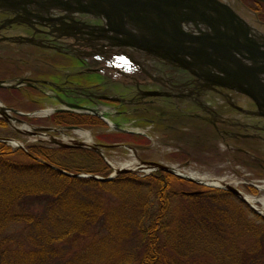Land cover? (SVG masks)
<instances>
[{"label": "trees", "instance_id": "obj_1", "mask_svg": "<svg viewBox=\"0 0 264 264\" xmlns=\"http://www.w3.org/2000/svg\"><path fill=\"white\" fill-rule=\"evenodd\" d=\"M52 116L78 124L68 112ZM4 127L0 116V136ZM24 148L0 140V234L24 229L0 236V264H264V217L227 189L187 188L191 180L163 169L75 176L52 165L102 176L108 167L93 149ZM69 154L97 162L72 166Z\"/></svg>", "mask_w": 264, "mask_h": 264}, {"label": "rangeland", "instance_id": "obj_2", "mask_svg": "<svg viewBox=\"0 0 264 264\" xmlns=\"http://www.w3.org/2000/svg\"><path fill=\"white\" fill-rule=\"evenodd\" d=\"M230 2L236 4L238 0H231ZM242 10L243 16L249 24L264 32V23L258 22L254 14L245 7ZM258 14H260L259 17H264L261 13ZM84 18H87L90 22L96 21L92 16H84ZM15 31H17L16 27H14L12 32ZM22 43L24 44L0 40V84L2 86H0V104L17 111L27 112V114H22L8 109V113L19 120L11 117L5 118L9 128L6 129L4 127L5 129H1L4 136L0 137L17 140L23 147L26 143L34 141L53 146L58 145L53 142L54 140H84L87 144H96L101 154L93 150L102 159H106L109 162L108 164L104 161L108 167L105 176L112 171L113 167L120 166L129 167L130 170H125L127 172L143 176L155 169L148 170L145 166L138 165L139 162L142 160H154L175 166L178 171L190 173L194 178H201L202 176L204 181L206 179L207 182L210 180L219 181L218 184H215L216 186L211 185V187L230 184L236 187L243 195L264 196V153L259 150L263 144L261 140L253 137L239 139L237 136V138H232V140L228 136L222 140L220 135L223 134L221 132V124L223 123L220 121V117L215 116L212 122L202 116L195 117L191 115L194 107L185 102H180L181 99L176 94L168 96L156 94L140 95L136 91L137 95L135 97V89L155 90V86L151 83H143L138 86L110 85L99 82L100 78L95 76L87 77L81 75L86 79L84 77L81 78L80 75L71 74L77 68L84 66L81 61H73L67 54L55 53L50 48L33 46L26 42ZM141 50L143 51V49ZM162 59L164 58H159L155 61L156 65L161 66ZM67 62L69 66L59 67L58 65V63ZM13 64H17L18 67H14ZM53 64L55 67H53ZM23 75H29L35 79L33 81L32 79L30 80V82H33V86H24L28 85L24 84L26 80H19ZM44 80H52L60 88L53 84L49 85ZM41 82L43 86H40ZM79 83L93 88L96 94L98 92L107 93V95L118 93L117 96L123 99L103 96L101 99L108 104L107 108L105 107L101 112L103 114H83L86 111L83 105L94 106L96 99H100V97H93V100H87L83 96H73L76 94L74 92L71 93L69 90L61 92L64 84L71 87ZM35 84L38 86L37 88H35ZM92 84L95 86H91ZM224 88L221 89L222 93H219L216 98L211 93H209L208 99L206 98L214 105L212 108L217 113L226 110L231 103L239 105L240 109H252L253 106L240 92L230 87ZM149 92L151 91H147V93ZM200 96L203 98L202 95ZM58 98L65 101H77L82 107L60 104L57 101ZM216 100L217 102H215ZM176 102H178L177 105ZM58 109L68 111L70 115L73 114V116L77 117L75 123H78V127L65 128L67 124H54L55 118L52 115L54 112L61 111ZM233 110H235L233 114L237 116L239 109L237 108L236 110L234 108ZM197 111L203 113L199 109ZM117 112L119 114L115 116L114 113ZM85 116L94 119L90 120L93 124L83 123L89 120ZM106 121L110 124H116L126 129V131L115 130ZM81 122L82 124H79ZM14 126H17L20 131L14 129ZM41 126L55 127L57 129H43ZM29 129H36L38 133H27ZM79 129L85 130L89 135V139L86 138L84 133H78ZM171 129L174 130L170 131ZM187 132H189V136L186 135ZM9 139L2 141L11 146H16ZM225 141L231 146H226ZM102 143L106 145H101ZM75 147L92 149L85 145H75ZM242 149L248 150L250 154H244ZM81 156L69 154L70 161L68 160L67 164L72 166L78 164L93 166L97 162L96 158L88 160L87 157ZM119 172L121 171H117L115 174ZM191 182L186 185L187 188L200 189L202 188L201 185H206L192 180ZM255 205L262 207L258 201H255ZM261 212L264 215V211ZM23 230L20 223H13L2 231L0 236L6 233L16 235ZM83 241L82 239L74 242L69 246L68 251L76 250ZM0 246H3V244L0 243ZM42 264L53 263L47 261Z\"/></svg>", "mask_w": 264, "mask_h": 264}, {"label": "water", "instance_id": "obj_3", "mask_svg": "<svg viewBox=\"0 0 264 264\" xmlns=\"http://www.w3.org/2000/svg\"><path fill=\"white\" fill-rule=\"evenodd\" d=\"M3 1L6 0H0V5ZM62 2L69 8H83L102 16L104 19L102 33L109 40L111 39L110 41L127 42L184 66L201 78L203 84L215 83L244 92L254 100L259 112L264 113V49H261L256 41L250 40L251 27L227 4L219 0H205V2L202 0H63ZM114 3L120 6L118 17L115 16L118 6ZM181 22L192 23L197 33L183 30ZM197 23H200L204 29L198 27ZM8 109L27 114L0 105V115L6 119L15 118L8 113ZM110 125L115 130L126 131L116 124ZM71 127L78 126H65V128ZM41 128L57 129L49 126H41ZM14 129L20 131L17 126H14ZM27 133L38 132L36 129H29ZM7 139L9 138L0 137V140ZM9 140L25 149L19 141ZM53 142L60 146H89L101 154L96 144H87L84 140ZM103 160L109 164L106 159ZM138 165H143L148 170H167L200 184L215 185L207 183L202 178H194L190 173L178 171L175 166L154 160H142ZM52 167L75 176H91L99 179L111 178L117 171L130 170L129 167L124 166L113 167L110 173L101 176L85 172L71 173L54 165ZM222 188L233 192L245 200L253 210L263 215L236 187L225 184Z\"/></svg>", "mask_w": 264, "mask_h": 264}, {"label": "flooded vegetation", "instance_id": "obj_4", "mask_svg": "<svg viewBox=\"0 0 264 264\" xmlns=\"http://www.w3.org/2000/svg\"><path fill=\"white\" fill-rule=\"evenodd\" d=\"M219 1L223 2L224 4H227L237 15H239L245 21L247 20L243 16V12H242L243 7H245L248 11L254 14L258 22L264 23V17L261 18L259 17L260 14H258V13H261L262 16L264 15V0H238L236 4L234 3L232 4L230 2L231 0H219ZM17 12L20 14L19 18L21 17V19H23L22 21L26 20V22L23 23V22L16 21L15 23L14 22L6 23L3 27L0 28V35L26 33L28 35L35 36L38 38L41 37L43 39H49L50 41L53 40V37L50 36V34L48 33L50 29L51 30L53 29V27L49 23L45 22V20H48L47 16L38 15L33 10H27L25 14L21 11H17ZM33 12L35 13V15L33 14ZM14 14L15 13L11 12L10 10L0 8V22L6 17L13 16ZM36 21H40V22H36ZM14 27H16L17 31L12 32L14 30ZM250 40L255 41L256 39L251 37ZM50 41H44L42 42L44 45L43 46L39 45L38 47L48 48L45 46H50V44L46 42H50ZM17 44H21V43H17ZM17 64H13L14 67H18L19 64L18 65ZM183 72L185 74L184 75L185 76L184 87L186 88L188 87L189 91H187V93L182 95L181 97L184 98L186 104L192 105V107H194L191 115H194L195 117L202 116L205 119H208L209 121H212V122L215 116H219L220 121L223 123L221 124L222 126L221 132L223 134L220 135L222 137V140L224 139V137H227V136L230 137L231 140L232 138H237V137L239 139L253 137V138H256L257 140H261L264 143V113L262 112L254 113L253 110H255L256 108L253 102L250 100V98H248L246 95L241 93L242 96L245 99H247L248 102L253 106L252 109H249V110L245 108L240 109V107H238L239 105L231 103V105H229V107L226 110L222 111L221 113H217V111H215V109L212 108L214 105L210 103L211 101L209 102L207 100L208 99L207 97L209 93H211L216 98L219 93L220 94L222 93L221 89L223 88L217 87V86L216 87L213 86L212 88H207V86L209 85L203 84V81L201 80V78L194 76V75L192 76L186 70H183ZM76 75H79V73H76ZM23 77L31 78L29 75H23ZM79 84L77 85L78 87L83 88L84 90L87 91V94H88L87 98H90L91 96L95 95L93 88L86 86L85 84H82V83H79ZM91 86H95V85L92 84ZM58 87L60 88V86ZM63 87L67 88L68 86L64 84ZM136 91L139 92L138 89H135V92ZM104 94L107 95V93H104ZM116 95H118V93L114 94V96ZM136 95H137V92L136 94H134V96L136 97ZM200 95H202L203 98ZM116 97H119V96H116ZM215 102H217V100ZM216 107H217V104H216ZM234 108L236 110L237 108L239 109V112H237L238 113L237 116L233 114V111H235L233 110ZM197 109H199L200 111H203V113L198 112ZM224 143L226 146L229 145L227 141H225ZM242 152L247 153V150L242 149Z\"/></svg>", "mask_w": 264, "mask_h": 264}, {"label": "bare ground", "instance_id": "obj_5", "mask_svg": "<svg viewBox=\"0 0 264 264\" xmlns=\"http://www.w3.org/2000/svg\"><path fill=\"white\" fill-rule=\"evenodd\" d=\"M7 1V0H6ZM22 0H17V1H12V0H9V2L8 3H10V4H18L19 2H21ZM203 2H205V0H202ZM116 6H118L116 3H114ZM120 6H118V10H117V12L115 13V16H119L120 15ZM21 9L23 10V11H25V7H21ZM181 23H184V22H181ZM183 30H185V31H188V32H191V33H197V31L195 30V28L191 25V24H189L188 22L187 23H185L184 24V26H182L181 27ZM200 28L201 29H204V27L203 26H201L200 25ZM251 36V35H250ZM252 37V36H251ZM257 43H259V41H256ZM259 45V47L261 48V49H264V47H262V46H260V44H258ZM132 49V48H131ZM133 50V49H132ZM142 53H144V51H141ZM244 61H247L246 59H243ZM1 105V104H0ZM48 112V111H47ZM76 131V130H75ZM78 133H80V132H82V133H84L85 135H86V138L87 139H89V135L86 133V131L84 130H78L77 131ZM81 136H83V135H81ZM84 137V136H83ZM13 142V141H12ZM192 173V172H191ZM195 174V173H194ZM202 177V176H201ZM203 178V177H202ZM204 179V178H203ZM205 181L207 182V180L205 179ZM209 183H212V184H218V180H210V181H208ZM207 182V183H208ZM249 202H251L253 205H255V201H258L259 203H261V205H262V207H258L257 205H255V207L258 209V210H260V211H264V196H262V197H257V196H249V195H243Z\"/></svg>", "mask_w": 264, "mask_h": 264}]
</instances>
